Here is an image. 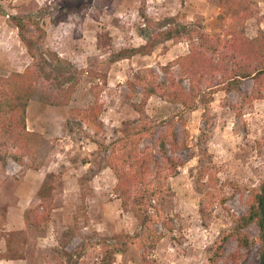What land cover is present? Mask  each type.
Masks as SVG:
<instances>
[{
	"label": "rangeland",
	"instance_id": "1",
	"mask_svg": "<svg viewBox=\"0 0 264 264\" xmlns=\"http://www.w3.org/2000/svg\"><path fill=\"white\" fill-rule=\"evenodd\" d=\"M249 1L253 14L244 29L254 36L264 33V0ZM224 4L225 0H0V75L20 72L35 62L41 78L27 106L26 127L42 135L36 155L25 157L23 165L0 150V256L24 260L0 258V264H106L114 249L118 252L111 264H143L144 253L156 264H207L214 241L247 210L250 191L264 177V98L244 102L243 94L253 84L245 79L241 94L218 90L208 104L199 101L193 111L182 113L159 91L145 95L142 86L151 87L154 77L162 80L161 67L186 53L188 41L163 40L149 54L130 53L145 44L142 29L151 35L169 25L217 30ZM13 16L38 23L37 30L29 26L30 44L20 40ZM53 53L63 61H56ZM170 71L179 76L178 66ZM67 87L73 89L67 104L41 99L59 100ZM94 101L100 105L102 125L91 128L78 111ZM142 101L153 121L174 122L177 146L173 151L168 147V152L178 163L176 174L167 180L170 191L159 204L167 224H157L161 238L145 250L125 238L137 231L138 221L122 207L113 191L115 176L102 167L106 153L91 138L106 143L120 135L122 123L137 118L134 106ZM143 145L155 146L147 138ZM29 162L52 168L45 173L46 188H40L43 198L25 211L26 228L9 230L8 192L32 169ZM17 217L20 221L21 215L14 212L13 224ZM26 219L36 224H26ZM246 231L255 240L256 227ZM237 250L230 239L217 264H233L230 255ZM239 251L243 254L238 264H257V244Z\"/></svg>",
	"mask_w": 264,
	"mask_h": 264
},
{
	"label": "trees",
	"instance_id": "2",
	"mask_svg": "<svg viewBox=\"0 0 264 264\" xmlns=\"http://www.w3.org/2000/svg\"><path fill=\"white\" fill-rule=\"evenodd\" d=\"M140 14L149 21L143 11ZM252 14L249 0H225L217 15V30L206 31L194 24L169 25L151 35L142 29L140 34L145 39V44L131 49V55L149 54L154 46L163 40L179 41L184 38L189 43L186 53L161 67L165 73L162 80L154 77L151 87L143 84L145 95L159 91L166 101L181 107L182 113L191 112L199 101L208 104L218 90L236 91L241 94V84L245 79H251V90L243 94L242 100L249 103L264 98V33L258 31L256 35L248 36L244 29V22ZM13 19L20 40L30 44L27 34L29 26L33 25L37 30L38 23L27 16H13ZM30 55L34 59V52ZM53 56L56 61H63L56 53H53ZM173 66L179 68L178 77L170 71ZM38 70L33 61L20 72L0 75V150L19 165L25 164V157L33 158L36 155L42 139L41 133L26 127L27 106L37 91L41 78ZM184 80L187 81V86L183 84ZM71 88L67 87L59 100L43 97L41 99L52 105L67 104L73 91ZM134 110L137 118L131 123L123 122L120 135L111 141L105 143L96 137L91 138L98 148L106 153L101 160L102 167L109 168L115 176L113 191L121 200L122 207L131 211L138 221L137 231L131 235L127 234L125 238L130 243H138L145 250L153 249L161 238L157 224H167L159 204L170 191L168 178L177 172L178 163L168 152V147L171 151L175 150L177 142L171 118L166 121H153L145 112L144 101L136 104ZM78 112L81 121L89 127L102 125L99 119L100 105L97 102L94 101ZM158 126L162 128L157 134ZM94 133L97 134V131ZM146 138L153 142L156 149L155 146H141ZM26 165L32 169L39 168V165H33L31 162ZM200 176H203V173H200ZM44 181L45 179L40 186H44L42 189L46 188ZM40 188L36 194L37 197L43 198ZM2 212L0 207V213ZM26 224L36 222L26 219ZM251 225L257 230L255 240H252L246 231ZM230 239L236 242L238 248L230 255L233 264H238L242 258L243 253L239 250L245 251L253 243L257 244V264H264V177L259 185L250 191L247 210L234 217L230 229L220 233L214 241L207 264H217L224 256V247ZM117 252L114 249L108 253L111 258L106 259V264L112 263ZM0 258L11 259L5 255ZM143 264L156 263L144 253Z\"/></svg>",
	"mask_w": 264,
	"mask_h": 264
},
{
	"label": "crops",
	"instance_id": "3",
	"mask_svg": "<svg viewBox=\"0 0 264 264\" xmlns=\"http://www.w3.org/2000/svg\"><path fill=\"white\" fill-rule=\"evenodd\" d=\"M51 168L50 165L41 164L38 169H28L26 173L19 176L17 183L14 186L15 189L8 192V196L12 198L11 203H8L6 210L7 214L10 215V219L7 218L6 223L8 224L7 226H9V230L26 228L24 220L25 211L36 203L38 198L36 193L45 179V173L49 172ZM14 212L18 213V216L21 215L20 221L17 217L16 224H13L12 214H14ZM7 261H12L13 263L24 262L23 259H8Z\"/></svg>",
	"mask_w": 264,
	"mask_h": 264
}]
</instances>
